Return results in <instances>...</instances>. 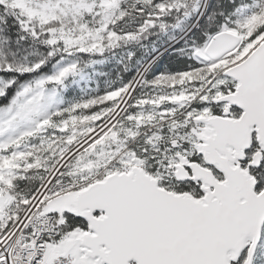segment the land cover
Segmentation results:
<instances>
[{"label": "snow or ice", "instance_id": "obj_1", "mask_svg": "<svg viewBox=\"0 0 264 264\" xmlns=\"http://www.w3.org/2000/svg\"><path fill=\"white\" fill-rule=\"evenodd\" d=\"M0 264H264V0H0Z\"/></svg>", "mask_w": 264, "mask_h": 264}, {"label": "rangeland", "instance_id": "obj_2", "mask_svg": "<svg viewBox=\"0 0 264 264\" xmlns=\"http://www.w3.org/2000/svg\"><path fill=\"white\" fill-rule=\"evenodd\" d=\"M93 70H95V71H100V70H102V69H101L100 67H98V66H94L93 69H86V72L91 73ZM158 70H160V69H158Z\"/></svg>", "mask_w": 264, "mask_h": 264}]
</instances>
